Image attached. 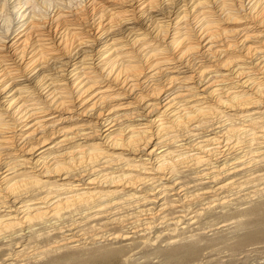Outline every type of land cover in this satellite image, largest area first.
Wrapping results in <instances>:
<instances>
[{
    "label": "bare ground",
    "instance_id": "1",
    "mask_svg": "<svg viewBox=\"0 0 264 264\" xmlns=\"http://www.w3.org/2000/svg\"><path fill=\"white\" fill-rule=\"evenodd\" d=\"M174 4V9L179 7L175 11L152 15L162 6ZM81 8L88 9L80 16L74 10L77 17L73 20V10H57L52 15L21 7L17 28L0 32V238L32 229L51 216L62 218L84 208L101 196L104 186L114 188L109 194L124 192L117 191L119 187H130L134 192L129 195L136 196L139 179L132 181L131 174L124 171L116 176V170L103 174L91 170L111 158H122L123 151L140 153L142 161L152 163L154 158L153 167H145L148 175L140 180H162L160 175L170 170L176 155L158 143L169 129L191 119L200 123L204 114L198 109L193 110L197 115H191L186 109L191 110L193 104L186 107L182 102L214 98L217 91L212 79L204 81L212 70L205 66L197 72L196 82L202 92L192 95L197 96L195 100L176 91L165 96L177 77L166 75L164 84L155 87L153 78L163 70H174L201 55L226 58L218 66L227 71L223 77L234 79L235 86L231 84L226 90L225 100L216 97L217 109L225 107L217 115L230 113L225 111L228 108L238 112V118H248L246 121L257 130L262 127L255 125L259 121H253V114L264 112V0H248L246 5L245 0H89L88 6ZM140 20L143 25L137 24ZM227 24L232 28L224 26ZM256 36H261L260 45L254 40ZM95 42V51H87L86 47ZM234 46L241 51H233ZM193 54L197 55L191 58ZM143 87L148 91L137 92ZM129 94H135L133 99L144 105L148 116L140 127L121 126L123 113L119 110L124 105H113ZM90 110H95L96 123L104 128L100 137L88 131L83 118L75 117L86 116ZM229 125L222 135L217 131L205 138L199 153L179 154L177 158L194 156L197 162L212 164V158L220 153L214 146L222 138H235L229 144L236 147L241 142L239 135L247 131V125ZM259 132L254 131V136ZM102 137L108 142L106 147L97 140ZM139 167L143 168L135 165L133 169L142 170ZM211 169L213 179L231 170L226 162ZM51 178L55 181L50 182ZM53 182L57 189H42ZM148 197L139 196L150 201ZM259 234H264V228L246 234L239 242H250ZM121 235L124 239L133 236L131 232L110 233L109 238ZM103 237L107 236L94 240ZM69 239L71 244L74 240ZM197 248L188 246L187 255Z\"/></svg>",
    "mask_w": 264,
    "mask_h": 264
},
{
    "label": "rangeland",
    "instance_id": "2",
    "mask_svg": "<svg viewBox=\"0 0 264 264\" xmlns=\"http://www.w3.org/2000/svg\"><path fill=\"white\" fill-rule=\"evenodd\" d=\"M88 1L0 0V32L8 28L11 32L17 28L20 21L18 11L21 7L27 8L28 12L35 11L38 14L52 15L57 10V12L64 13L77 10V12L70 13L75 15L72 16L74 20L77 17L75 12L80 16L88 9L81 8L87 7ZM247 2L248 0H245V5ZM174 8L175 4L162 6L156 10L157 12H152V15L167 14L179 7ZM140 21V23L137 22L138 25L143 23V20ZM224 26L232 28L230 24ZM89 33L92 37L94 36L92 31ZM231 38L234 39L236 36ZM254 40L260 45L261 36H256ZM96 47L95 42L86 49L92 52ZM233 51L239 53L241 50H237L234 46ZM193 55L191 58L197 54ZM223 55L227 54L223 53ZM227 57H233V55ZM222 59L201 55L196 60H188L187 64H180L174 70H166L168 73L163 70L164 72L161 71L153 78L154 86L160 87L164 84L163 80L167 77L166 75L176 76V83L164 95L166 96L171 91L182 92V95H186L187 98L189 96V99L193 101L197 96L192 95L197 93L200 95L202 92L200 90L202 86L196 82L199 78L197 72L208 66L212 70L208 75L209 78L204 81L212 79L217 88L214 98L201 96L203 97L201 101L190 102V104L183 101L186 107L193 104L192 111L190 108L186 109L191 115H197L198 109L204 111V114L202 113L203 115L199 117L202 121L197 123L191 119L190 123L185 122L182 126L169 129L166 131L168 136L162 137L164 139L159 142L160 144L158 143V147L170 150L176 158L179 154L185 157L199 153L198 147L205 144V138L214 135L217 131H219V136L222 135L230 126L229 124L247 125L245 127L247 131L239 135L241 142L236 147L229 144L235 138L230 139L231 141L222 138V142L214 146L220 151V156L213 157L212 164L197 162L194 156H189L188 159L177 158L180 161L174 157L170 170L164 176L161 174L162 180L159 179V181L148 178L140 180L148 175L144 172L145 167H153L154 162V158L152 163L142 161L140 153L123 151L122 158H111L112 160L110 159L108 163L91 165L94 167L91 170L99 174L116 170L115 175L117 176L125 171L134 178L132 181L139 179L135 184L139 186L136 196L129 195L134 192L130 187L122 186L117 191L123 189L124 192L109 194V191L114 188L104 186L101 196H96L97 199L84 208H78L74 212L70 211L62 218L51 216L32 228L33 230L26 228L15 235L6 234L7 236L0 238V264H264V234H259L255 240L250 242H239L246 234L264 228V135H262L264 134V112L253 114L255 115L253 121H259L255 125L262 126L258 129L261 132L250 124L251 121H246L248 118H238V112L230 111L228 108L225 111L230 113L217 115L225 107L217 109L219 106L215 103L216 97L225 100L226 90L232 87L231 84L235 86L232 82L234 79L230 80L222 75L227 72L218 66ZM246 59L249 60V58ZM198 66L201 68L197 69ZM247 70L250 73L255 72ZM146 88L143 87L137 92H146L148 91ZM129 95L120 97L116 100L117 102L114 101L113 105H124L119 110L123 113L120 118L121 126L131 124L132 127H140L141 123L147 121L148 116L143 109L144 105L136 103L133 99L135 94ZM165 96L162 98L165 99ZM128 102L131 103L128 104ZM261 110L264 111V109ZM86 113H88L86 116L77 114L75 117L83 118L88 123V131L100 137V130L104 128L96 123L97 113L95 110ZM166 121H168L167 124H171L169 119ZM254 131L259 133L254 136ZM103 139L102 137L97 140L103 147H106L104 143L108 142ZM116 151L121 152L122 150ZM225 162L231 169L230 173L217 174L216 179H213L210 174L213 171L212 166ZM126 163L130 165L128 164L127 167ZM237 164L240 165L237 166ZM135 165L142 166L143 168L139 167L142 170H134ZM90 171L87 170V172ZM199 175H203L204 178L199 179ZM152 176L154 175H150L149 178ZM52 181L55 180L51 178L50 182ZM53 184L56 183L53 182L42 189H47L46 191L57 189L53 187ZM222 184L223 187L219 188ZM142 195H149L150 201L139 198ZM126 232H131L133 236L128 239H124L122 235L118 238H109L110 233L120 235ZM102 235L107 237L94 240V237ZM69 238L74 240L71 244L67 243ZM18 244L22 246L17 247ZM192 244L197 245L198 248L194 254H189V256L186 249ZM198 249H200L199 252Z\"/></svg>",
    "mask_w": 264,
    "mask_h": 264
}]
</instances>
